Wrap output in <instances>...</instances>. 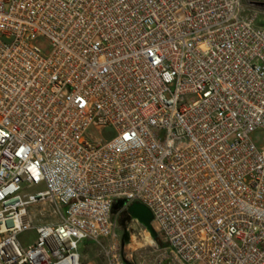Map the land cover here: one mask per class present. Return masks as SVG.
<instances>
[{"label": "built area", "instance_id": "1", "mask_svg": "<svg viewBox=\"0 0 264 264\" xmlns=\"http://www.w3.org/2000/svg\"><path fill=\"white\" fill-rule=\"evenodd\" d=\"M259 15L245 0H0V264H83L89 241L133 264L118 233L133 202L166 243L153 264H264Z\"/></svg>", "mask_w": 264, "mask_h": 264}, {"label": "rangeland", "instance_id": "2", "mask_svg": "<svg viewBox=\"0 0 264 264\" xmlns=\"http://www.w3.org/2000/svg\"><path fill=\"white\" fill-rule=\"evenodd\" d=\"M245 3L251 4L252 7L260 12L257 22L259 25L264 26V0H245ZM41 43L45 50L49 47L47 41L42 40ZM98 135L101 134L98 133ZM259 136H264V133L256 131L254 133V138L256 139V141ZM258 144L262 146L264 145V142L259 141ZM39 188L41 187H36L33 189V191H36ZM47 221L48 219L46 218V216L44 214L39 215V212L34 218L35 225ZM126 231L128 232L129 238L128 240L123 241V235ZM118 233L119 239H121V242L124 243L122 254L124 255L125 252L128 254L132 253L133 264H153L165 255L166 243L155 224H152V226L149 228L148 226L138 222L135 219L128 222L126 226H122L119 217ZM28 236H32L34 238L35 231L31 230L24 233L21 237L22 241H24L25 243L28 242L27 240H25ZM147 238L153 240V243H146ZM82 252L83 264H109V259L103 247L93 241L87 242L82 248ZM167 262L168 260L164 259L162 264H167Z\"/></svg>", "mask_w": 264, "mask_h": 264}, {"label": "water", "instance_id": "3", "mask_svg": "<svg viewBox=\"0 0 264 264\" xmlns=\"http://www.w3.org/2000/svg\"><path fill=\"white\" fill-rule=\"evenodd\" d=\"M125 203V200H119L114 204V212L117 211V209ZM128 216L125 219L120 220V223L122 226H126V221L131 220L134 217H138L140 220H142L144 223L147 224V226L150 228L152 226L153 222V213L152 211L143 203L140 202H133L128 206L127 209ZM128 232L126 231L123 235V241L128 240Z\"/></svg>", "mask_w": 264, "mask_h": 264}, {"label": "bare ground", "instance_id": "4", "mask_svg": "<svg viewBox=\"0 0 264 264\" xmlns=\"http://www.w3.org/2000/svg\"><path fill=\"white\" fill-rule=\"evenodd\" d=\"M134 218H135L138 222H140V223H142V224H144V225L147 226V224L144 223L142 220H140L138 217H134ZM145 242H146V241H145ZM146 243H148V244H152V243H153V240L147 238V242H146Z\"/></svg>", "mask_w": 264, "mask_h": 264}, {"label": "flooded vegetation", "instance_id": "5", "mask_svg": "<svg viewBox=\"0 0 264 264\" xmlns=\"http://www.w3.org/2000/svg\"><path fill=\"white\" fill-rule=\"evenodd\" d=\"M128 216V212H124V213H122L121 215H120V220H122V219H125L126 217ZM131 220H129V221H126V224L128 223V222H130ZM126 228V227H125ZM124 228V229H125Z\"/></svg>", "mask_w": 264, "mask_h": 264}]
</instances>
